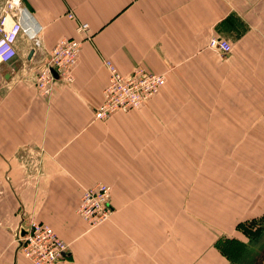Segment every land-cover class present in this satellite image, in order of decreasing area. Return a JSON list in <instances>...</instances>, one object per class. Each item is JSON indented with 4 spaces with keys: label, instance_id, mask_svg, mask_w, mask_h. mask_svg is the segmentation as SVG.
I'll use <instances>...</instances> for the list:
<instances>
[{
    "label": "crops",
    "instance_id": "1",
    "mask_svg": "<svg viewBox=\"0 0 264 264\" xmlns=\"http://www.w3.org/2000/svg\"><path fill=\"white\" fill-rule=\"evenodd\" d=\"M22 2L40 31L0 64V264H32L14 241L32 219L68 244L55 264H194L228 223L264 213V0ZM81 22L92 37L74 82L41 95L40 61L59 38H81ZM210 35L230 51L209 49ZM104 59L122 73H162L166 84L138 109L94 119ZM226 154L247 175L231 186L248 190L247 211L241 199L208 197L224 184ZM98 182L110 185L114 213L89 228L76 210Z\"/></svg>",
    "mask_w": 264,
    "mask_h": 264
},
{
    "label": "built area",
    "instance_id": "2",
    "mask_svg": "<svg viewBox=\"0 0 264 264\" xmlns=\"http://www.w3.org/2000/svg\"><path fill=\"white\" fill-rule=\"evenodd\" d=\"M66 16L75 19L73 12H68ZM39 31V24L22 0H0V64L10 62L16 56L21 38L37 40ZM75 31L81 38H59L34 72L33 81L41 95L49 96L57 80L64 84L74 82V69L82 42L92 37L87 22L79 23ZM207 47L227 54L231 44L210 35ZM103 63L108 71V83L102 91L101 103L94 110V119L102 120L117 112L138 109L166 84L164 74L150 72L143 66L138 65L129 73H122L112 60L104 59ZM110 196L111 187L103 182L83 188L76 211L89 228H95L111 218L114 208L110 205ZM14 241L18 253L32 264H55L68 249L66 241L50 225L35 219L19 226Z\"/></svg>",
    "mask_w": 264,
    "mask_h": 264
},
{
    "label": "rangeland",
    "instance_id": "3",
    "mask_svg": "<svg viewBox=\"0 0 264 264\" xmlns=\"http://www.w3.org/2000/svg\"><path fill=\"white\" fill-rule=\"evenodd\" d=\"M226 144H229V154H231L234 143ZM242 158L247 162L248 155L242 154ZM225 160V172L221 175L224 184L217 186L218 189H213L212 196L208 197L216 203L219 201L223 204H225L223 201L236 203L241 199L244 203L241 205L242 211H247L249 206L245 203H248V190L231 188L234 174L236 178H239L237 176L245 178L247 175H236L238 159H232L231 156L229 158L226 154ZM228 160H230L229 164ZM219 192H222L226 197L218 195ZM227 207L233 208L230 205ZM209 224L212 225V223ZM228 224L232 225L231 228H225L223 235L221 234L222 236L217 237L216 241L213 240L214 242L210 243L209 253L194 264H264V213ZM219 232L220 230L218 235Z\"/></svg>",
    "mask_w": 264,
    "mask_h": 264
},
{
    "label": "water",
    "instance_id": "4",
    "mask_svg": "<svg viewBox=\"0 0 264 264\" xmlns=\"http://www.w3.org/2000/svg\"><path fill=\"white\" fill-rule=\"evenodd\" d=\"M34 52H35V49L32 48V49L30 50V52H29L30 57L33 56V55L35 54ZM41 56H43V55H41Z\"/></svg>",
    "mask_w": 264,
    "mask_h": 264
}]
</instances>
